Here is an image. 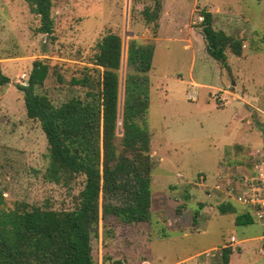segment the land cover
I'll return each mask as SVG.
<instances>
[{
	"label": "rangeland",
	"instance_id": "rangeland-1",
	"mask_svg": "<svg viewBox=\"0 0 264 264\" xmlns=\"http://www.w3.org/2000/svg\"><path fill=\"white\" fill-rule=\"evenodd\" d=\"M144 10L157 12L156 20L146 23ZM202 10L211 13L215 30L241 41L242 55L226 49L225 66L205 51ZM50 16L52 37L36 31L39 18L25 0H0V69L10 80L0 87L4 208L18 203L54 211L74 208L84 177L50 181L48 145L38 122L26 117L16 85L25 84L32 62L40 60L49 66L41 94L55 106L82 98L85 89L71 80L93 69L96 43L113 33L122 45L117 145L128 43L153 47L146 121L153 162L150 190L160 218L150 225L113 224L106 236L100 221L98 238L92 240L98 264H223L221 248L230 236L244 241L228 245L236 251L246 248L242 264H264L257 252L262 228L255 222L236 224L241 206L231 201L234 210L220 213L218 200L201 203L204 195L192 190L191 197L182 183L199 173L220 172L226 184L234 175L254 174L255 160L264 154V0H52ZM235 96L250 105L243 107ZM242 136L249 137L247 143L239 142ZM199 203L203 208L193 225Z\"/></svg>",
	"mask_w": 264,
	"mask_h": 264
},
{
	"label": "trees",
	"instance_id": "trees-1",
	"mask_svg": "<svg viewBox=\"0 0 264 264\" xmlns=\"http://www.w3.org/2000/svg\"><path fill=\"white\" fill-rule=\"evenodd\" d=\"M25 2L39 18L36 31L52 37V0ZM156 14L144 10L146 23L156 20ZM199 15L207 55L224 66L226 49L236 57L242 55L241 41L215 30L210 12L202 10ZM121 53L119 36L104 35L96 43V52L91 58L93 69L71 80V85L85 89L84 96L71 98L59 106L39 92L49 72V66L43 61L34 60L25 84L16 85L23 95L26 117L38 122L48 145L50 181L58 183L60 179L78 175L84 180L71 210L54 211L22 203L5 209L0 193V264H98L92 253V240L98 238L100 221L101 232L106 236L109 227L112 228L110 225H150L154 217L160 218V212L153 210L150 190L153 162L146 121L147 73L153 47L137 45L134 41L128 43L122 134L117 145ZM9 81L0 69V87ZM202 208L203 204L199 203L193 214V225L197 224ZM217 210L227 213L234 208L224 202ZM252 223L247 213L236 217L237 225ZM161 234L158 232L165 236ZM228 245L221 248L223 264L229 263L232 253Z\"/></svg>",
	"mask_w": 264,
	"mask_h": 264
},
{
	"label": "built area",
	"instance_id": "built-area-1",
	"mask_svg": "<svg viewBox=\"0 0 264 264\" xmlns=\"http://www.w3.org/2000/svg\"><path fill=\"white\" fill-rule=\"evenodd\" d=\"M255 161L254 174L234 175L226 181V184L223 182L226 176L220 172L212 176L211 184L208 183L210 178L203 173L197 174L190 184L198 188L207 199L215 197L221 202L233 201L241 206L243 212L262 228L257 252L264 256V154L260 153ZM235 242V237L230 236L228 243L231 245Z\"/></svg>",
	"mask_w": 264,
	"mask_h": 264
},
{
	"label": "crops",
	"instance_id": "crops-1",
	"mask_svg": "<svg viewBox=\"0 0 264 264\" xmlns=\"http://www.w3.org/2000/svg\"><path fill=\"white\" fill-rule=\"evenodd\" d=\"M235 98L237 99V100H240V102L243 104V107L245 106V105H250L243 97H238V96H235ZM251 110V109H250ZM241 118H242V116H241ZM242 121V120H241ZM243 137V140L242 141H239V142H243V143H247L248 142V140H249V137H246V136H242ZM258 151V150H257ZM252 155H253V153H252ZM178 178L179 179H183V178H181V177H179L178 176ZM210 178V180L208 181V183L209 184H211L212 182H213V180H212V176L211 177H209ZM151 181H152V179H151ZM185 181V182H184ZM182 183H184L185 184V186L188 188V192L187 193H189L190 194V196L192 197V190H195V191H197L199 194H201L202 195V192L198 189V188H196V187H194L192 184H190V182H193L192 181V179H185ZM151 187V186H150ZM176 188V186L175 187H173V189H175ZM152 196V195H151ZM203 198H204V200H203V202H201V203H204V202H206V203H208L209 202V200H215V201H217L218 200V202H216L215 204H217V205H220L221 203H224V202H221V200H219L218 198H215V197H212V198H209V199H207L205 196H203ZM152 201H153V197H152ZM225 202H228V201H225ZM231 205H233L232 204V202H229ZM187 205H188V203H186ZM205 204V203H204ZM183 208H184V206H183ZM236 240V239H235ZM237 241V240H236ZM238 242L239 243H244V241H237V244H238ZM245 250H246V248L245 247H243V249L241 250V249H238V251H236L235 249H232V253H231V255H230V257H229V263L228 264H242V262H243V259H242V254L245 252Z\"/></svg>",
	"mask_w": 264,
	"mask_h": 264
}]
</instances>
